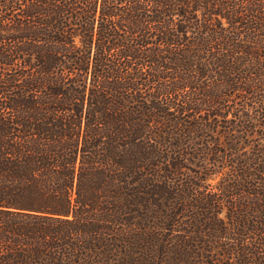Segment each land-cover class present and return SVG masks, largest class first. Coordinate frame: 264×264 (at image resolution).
<instances>
[{"label": "trees", "instance_id": "16d2710c", "mask_svg": "<svg viewBox=\"0 0 264 264\" xmlns=\"http://www.w3.org/2000/svg\"><path fill=\"white\" fill-rule=\"evenodd\" d=\"M262 140L264 0H0V264H264Z\"/></svg>", "mask_w": 264, "mask_h": 264}, {"label": "rangeland", "instance_id": "374dc122", "mask_svg": "<svg viewBox=\"0 0 264 264\" xmlns=\"http://www.w3.org/2000/svg\"><path fill=\"white\" fill-rule=\"evenodd\" d=\"M259 131H262V130H258V132ZM215 133H217V132H215ZM218 133H220V132H218ZM199 135L206 136L209 141H211L212 139H220L219 136H212V134L210 132H207V131H204V133H199ZM189 137L190 136H186V138H185V139H187L186 140L187 143H191V141H192V139ZM185 139L183 140L184 142H185ZM260 144H264V140H262L260 142ZM192 148H194V146H192ZM215 149H217V151H220V146L215 147ZM177 151L178 150H176V152ZM176 157H179L178 158L179 162L181 163V165H183V167L185 166V168H182L181 174L179 175V180L175 184V186H177V184L184 186L185 183L189 181V178L193 177L192 175H197V173H199L201 171L200 168L205 169L204 173H202L203 176H206V175H209L212 173V175L209 176L207 180L202 181L200 184L203 187L202 189L204 191V194L209 193V191H211V190L215 191L216 190L215 188L220 184V181H224L223 179H220L221 178L220 173L217 175L213 174L215 171L220 170V157H219V164L215 163V165L212 162H209L207 160H204L203 162H198V164H194L197 161L191 160V158H189V159L191 160L192 163L190 162V160L183 162L184 157H181L179 154L178 155L176 154ZM188 157L189 156H185L186 159H188ZM209 157H206V159H208ZM165 168H166V166L161 165L162 171L160 172V176H161L160 179H162L164 174H165L164 173ZM194 182L197 183L196 180H194ZM178 188H180V187L178 186ZM175 192H176V188H175ZM233 199L229 200V201H233ZM163 204L165 206H167L168 207L167 209H170V211H171L172 205L168 204L165 201H163ZM191 205L195 206L196 204L194 205V203H192ZM191 205H189V206H191ZM183 208H184V205L178 207L179 211H180V209H183ZM191 209L189 210L188 213H183V215L181 217L176 218L177 222L176 223L174 222L176 224L175 227H171V228L168 227V228L162 229L160 226V228L156 229L155 233L157 235H159L161 243L168 245L169 248H171V247L173 248L174 244H176L177 241H182L186 235L192 236L191 232L199 231V227H198V229H196L195 227L193 228L192 226L186 227V225L190 221V219L186 218V214L191 215V217H193V215H194V213L190 212ZM220 209H221L220 204H218V206L216 208V210L219 211V214L217 215V219H220V218L224 219L226 210H224L223 212L220 213V211L222 210V209L221 210ZM172 214H173V212H172ZM185 230L188 232V233H186V235H185V232H186ZM200 230H201V234L198 233L196 235V240L200 241L203 245H204V242H203V240H204L206 242V245H209V247L211 245V247L208 248V246H207L206 250H208V251H205L204 256H202V257L197 256L195 254H192V257H193L192 263L193 264H236V260H235L234 255H228L227 253H225L224 249L220 250V241L216 244L215 239L213 237H211L210 232L208 230H206V232H203L202 229H200ZM229 242L233 243V241H229ZM184 243L185 242H183L181 244H184ZM228 246L232 247V245L230 243H228ZM137 258H139V257H137ZM202 261H203V263H202ZM143 264H184V263H182V259H179L178 257H175L174 255H171V254L162 255L160 253H157V255L155 257L153 256V257L148 258V259H143ZM188 264H191V262Z\"/></svg>", "mask_w": 264, "mask_h": 264}]
</instances>
